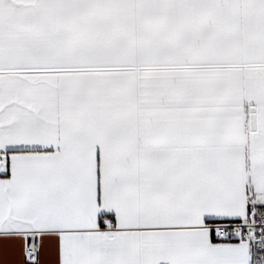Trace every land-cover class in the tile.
<instances>
[{"label":"snow or ice","instance_id":"6c2138e0","mask_svg":"<svg viewBox=\"0 0 264 264\" xmlns=\"http://www.w3.org/2000/svg\"><path fill=\"white\" fill-rule=\"evenodd\" d=\"M2 264H264V0H0Z\"/></svg>","mask_w":264,"mask_h":264},{"label":"crops","instance_id":"0c3cea01","mask_svg":"<svg viewBox=\"0 0 264 264\" xmlns=\"http://www.w3.org/2000/svg\"><path fill=\"white\" fill-rule=\"evenodd\" d=\"M0 264H2V261H0Z\"/></svg>","mask_w":264,"mask_h":264}]
</instances>
